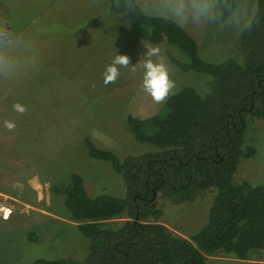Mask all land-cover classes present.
Returning a JSON list of instances; mask_svg holds the SVG:
<instances>
[{
  "label": "rangeland",
  "instance_id": "obj_1",
  "mask_svg": "<svg viewBox=\"0 0 264 264\" xmlns=\"http://www.w3.org/2000/svg\"><path fill=\"white\" fill-rule=\"evenodd\" d=\"M239 4L253 16L256 0ZM0 20L13 31L11 42L0 48V57L15 69L9 78L4 77L6 69L0 70V206L12 210L5 219L0 215V264L64 257L83 261L89 239L67 217L63 195L55 188L76 172L90 194L124 195V184L110 163L88 156L86 136L120 159L158 150L136 141L126 124L128 114L148 116L164 103L154 102L142 88L146 48L160 49V59L175 82L174 92L191 86L204 94L211 76L178 68L166 55L169 51L185 62L175 46L138 37L129 16L110 11L107 0H0ZM185 29L204 60H242L240 33L219 32L215 26ZM117 54L128 55L130 66L121 67L117 81L105 86L103 73ZM15 103L25 106L26 112L15 111ZM6 120L15 123L14 130L4 126ZM249 124L246 139L255 153L240 159L235 179L264 186V119ZM213 196L207 192L185 203L158 196L154 205L161 208L160 222L170 231L189 236L207 221ZM207 261L264 264V249L253 251L246 260L218 254L208 255Z\"/></svg>",
  "mask_w": 264,
  "mask_h": 264
},
{
  "label": "trees",
  "instance_id": "obj_2",
  "mask_svg": "<svg viewBox=\"0 0 264 264\" xmlns=\"http://www.w3.org/2000/svg\"><path fill=\"white\" fill-rule=\"evenodd\" d=\"M107 1L110 11L129 16L138 37L175 46L186 61L166 55L178 68L211 79L204 94L184 86L156 113L126 116L135 140L156 151L120 159L84 138L88 156L109 162L125 193L90 194L84 178L71 173L55 189L63 195L67 217L89 239L87 256L83 261L42 258L36 264H209L207 256L218 254L249 259L264 248V186L237 180L235 172L241 158L255 153L245 134L249 121L264 119V0H256L252 30L239 35L242 60L217 63L200 57L185 28ZM207 192L214 193L207 221L194 233L183 236L160 222L158 196L185 203ZM116 218L125 220L110 222Z\"/></svg>",
  "mask_w": 264,
  "mask_h": 264
},
{
  "label": "clouds",
  "instance_id": "obj_3",
  "mask_svg": "<svg viewBox=\"0 0 264 264\" xmlns=\"http://www.w3.org/2000/svg\"><path fill=\"white\" fill-rule=\"evenodd\" d=\"M115 7L129 12H139L147 17H156L171 22L180 28H205L215 26L216 30H234L237 33L251 31L255 24V16L249 14V8L240 5L238 0L229 3L228 0H115ZM13 38V31L6 20H0V48L7 46ZM142 88L154 102L163 103L170 94H174L175 82L170 78L169 70L162 59L158 47L146 48L143 53ZM156 57L157 59H153ZM130 66V57L117 54L103 73L105 86L115 83L120 76V68ZM133 66V65H132ZM4 77L14 76L15 69L11 62L0 57V70ZM135 70V69H133ZM18 113L26 112V107L20 103L13 104ZM4 126L12 131L16 125L6 120Z\"/></svg>",
  "mask_w": 264,
  "mask_h": 264
},
{
  "label": "built area",
  "instance_id": "obj_4",
  "mask_svg": "<svg viewBox=\"0 0 264 264\" xmlns=\"http://www.w3.org/2000/svg\"><path fill=\"white\" fill-rule=\"evenodd\" d=\"M12 212L11 208L6 207V206H0V215L2 218H7L9 217L10 213Z\"/></svg>",
  "mask_w": 264,
  "mask_h": 264
},
{
  "label": "water",
  "instance_id": "obj_5",
  "mask_svg": "<svg viewBox=\"0 0 264 264\" xmlns=\"http://www.w3.org/2000/svg\"><path fill=\"white\" fill-rule=\"evenodd\" d=\"M137 217L135 218V221H136Z\"/></svg>",
  "mask_w": 264,
  "mask_h": 264
},
{
  "label": "crops",
  "instance_id": "obj_6",
  "mask_svg": "<svg viewBox=\"0 0 264 264\" xmlns=\"http://www.w3.org/2000/svg\"><path fill=\"white\" fill-rule=\"evenodd\" d=\"M0 192H2V191H0ZM262 249H264V248H262Z\"/></svg>",
  "mask_w": 264,
  "mask_h": 264
}]
</instances>
